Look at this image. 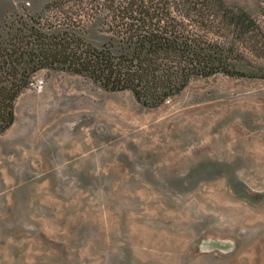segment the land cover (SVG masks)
<instances>
[{
    "label": "rangeland",
    "instance_id": "1",
    "mask_svg": "<svg viewBox=\"0 0 264 264\" xmlns=\"http://www.w3.org/2000/svg\"><path fill=\"white\" fill-rule=\"evenodd\" d=\"M46 2L0 0V35ZM226 2L264 33V0ZM237 50L245 76L157 107L38 71L0 133V264H264V36Z\"/></svg>",
    "mask_w": 264,
    "mask_h": 264
},
{
    "label": "trees",
    "instance_id": "2",
    "mask_svg": "<svg viewBox=\"0 0 264 264\" xmlns=\"http://www.w3.org/2000/svg\"><path fill=\"white\" fill-rule=\"evenodd\" d=\"M98 25L96 43L82 30ZM261 25L226 0H47L0 35V133L42 69L82 75L109 91H131L146 107L180 93L194 77L245 76L237 43L263 44Z\"/></svg>",
    "mask_w": 264,
    "mask_h": 264
},
{
    "label": "crops",
    "instance_id": "3",
    "mask_svg": "<svg viewBox=\"0 0 264 264\" xmlns=\"http://www.w3.org/2000/svg\"><path fill=\"white\" fill-rule=\"evenodd\" d=\"M16 121H17V117H16V120H15V123H16Z\"/></svg>",
    "mask_w": 264,
    "mask_h": 264
}]
</instances>
